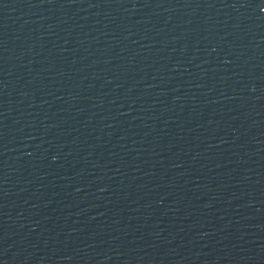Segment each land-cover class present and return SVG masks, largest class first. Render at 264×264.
I'll return each instance as SVG.
<instances>
[{"label":"water","instance_id":"1","mask_svg":"<svg viewBox=\"0 0 264 264\" xmlns=\"http://www.w3.org/2000/svg\"><path fill=\"white\" fill-rule=\"evenodd\" d=\"M0 264H264V0H0Z\"/></svg>","mask_w":264,"mask_h":264}]
</instances>
